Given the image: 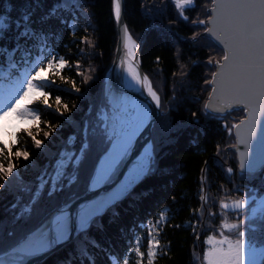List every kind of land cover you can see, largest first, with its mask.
Segmentation results:
<instances>
[{"label": "snow or ice", "instance_id": "obj_1", "mask_svg": "<svg viewBox=\"0 0 264 264\" xmlns=\"http://www.w3.org/2000/svg\"><path fill=\"white\" fill-rule=\"evenodd\" d=\"M138 3L148 29L173 42L183 39L175 33L178 22L189 21L186 13L197 7V0ZM125 4L110 0L116 55L113 67L100 73L91 63L87 69L81 66L97 47L88 35L94 0H0V264H42L60 250L68 252L60 264H156L170 250L161 243L164 227L186 225L199 240L206 216L219 217V223L203 241L201 264H264V0H205L191 20L196 30L187 41H202L216 53L209 56V73L202 77L208 95L200 108L190 110L189 121L176 124L170 114L179 110L178 92L190 71L180 64L179 89L174 83L165 105L141 70L143 41L125 22ZM169 4L176 19L165 14ZM65 32L69 41L61 54ZM160 61L157 56L155 63ZM66 69L79 77L80 86L64 74ZM94 85H99L98 94L92 93ZM53 92L75 95L77 102L69 105L56 94L53 107ZM81 101H87L86 108ZM49 110L59 123L45 120L47 131L37 139L31 125L39 132L41 115ZM201 119V134L214 121L217 134L229 141L223 148L215 144V156L225 164L224 153L235 157V166L223 168L227 184L217 189L221 197L209 207L206 159L199 169V203L188 208L184 225L169 223L178 211L168 215L165 204L152 222L136 225L148 229L146 250L140 238L129 241L123 254L102 245L95 232L104 231V217L119 216L117 206L161 171V152L178 141L174 133ZM13 120L29 125L22 132L30 145L17 128L9 133ZM66 127L71 131L65 137ZM170 201L176 204L178 197Z\"/></svg>", "mask_w": 264, "mask_h": 264}, {"label": "trees", "instance_id": "obj_2", "mask_svg": "<svg viewBox=\"0 0 264 264\" xmlns=\"http://www.w3.org/2000/svg\"><path fill=\"white\" fill-rule=\"evenodd\" d=\"M204 2L205 0H197L196 10H190L186 13L189 16V21L178 22L175 33L183 39H178L175 42L172 39L165 40L161 38L153 29L147 30L149 21L140 15L138 0H126L125 4V21L132 29L134 35L141 37L143 41L140 50L142 67L153 80L154 86L160 92L165 105H167L172 96L174 83L179 89L181 83L179 77L180 64H185L190 71L189 77L183 81V89H179L178 92L181 101L179 110L170 114L174 124L189 121L190 110L200 108L208 95L207 91H202L205 87L202 77L209 73V69L205 66L209 56L216 57V53L204 47L202 41L196 43L187 41V38L196 30L195 26L191 24V20L195 19L200 13V8ZM109 9L110 0H94V7L91 9L93 17L90 20L91 27L88 35L90 39L96 42L97 47L95 48V55L91 58H82V69H87L89 63H91L92 67L97 68L100 73H104L112 65L117 41V29L110 17ZM165 14L170 18L176 19L175 7L169 4ZM83 23L80 22L78 27L82 28ZM164 23L166 24L167 21H164ZM93 28L95 31H92ZM82 34V31L77 32L78 36ZM68 41L69 37L67 32H65L59 48L61 54L66 52L63 45L68 43ZM177 49H179V56L177 55ZM73 51H75V46H73ZM85 51L87 52L88 49H85ZM157 56L161 57L159 65L155 63ZM193 61L197 63L193 64ZM159 69L163 71H159ZM173 72L177 73L176 78H173ZM64 74L74 77L78 86H80L79 77H75L74 71L66 69ZM98 88L99 85H94L92 93L98 94ZM56 94H61L64 102L69 103V105L77 102L75 95L68 96L66 93L53 92L49 100L53 107H55ZM80 104L81 108L87 107V101H81ZM32 107L37 106L33 105ZM39 107L43 108V106ZM82 115L83 112L77 113L76 118L79 119ZM232 115L242 118L238 113H233ZM227 119L231 121L232 116L227 117ZM45 120H49L54 124L59 123L57 119L53 118L50 110L42 113L39 125L40 131L37 132L36 126L31 125V130L36 134L37 139H42V132L47 131ZM201 125H205L203 119H201L199 124H192L190 127L182 128L179 132L174 133V136L178 137V141L175 144L168 145L161 152V171L146 179L131 196L117 206L115 211L119 213V216H113L109 213V215L104 217V231L95 232L97 239L102 245L110 246L113 251L123 254L128 247L129 241L134 242L136 238H140L142 250H146L148 229L147 227H136V225L141 222L144 224L152 222L165 204L168 205V215L171 216L174 211H178V215H175V218L170 220L169 223L184 225V222L190 219L188 208L198 206L199 169L206 159L209 160L211 169L209 182L212 186L207 189L210 201L209 207H211L212 201H216L221 197L222 194L218 193L217 189L220 184H227L223 168L229 164L235 166V157L224 153L227 164L220 157H216L215 144L219 142L223 148L229 141L226 135L222 137L217 134L216 122H208L204 127L203 134L198 131ZM25 127H29V125L18 124L17 121L13 120L9 124V133L12 132L13 128H17L19 130L17 134L20 139L30 145V139L22 132ZM70 131L71 129L66 127L63 135L66 137ZM7 140L8 136L6 135L5 142ZM32 154L35 156V150H32ZM20 167H23V162H21ZM164 169L170 171L164 172ZM172 195L178 197L176 204H172L170 201ZM9 200H5L3 202L4 205H7ZM213 210L218 211V208ZM231 218L229 216V219ZM218 223L219 217L213 221L212 218L206 216L204 227L198 228L201 233L199 240H196L191 235V228L186 225L180 229L164 227L163 235L160 237L161 243L170 250H168V255L158 259L156 264H201L202 253L206 247L203 241L207 235L212 234L215 225ZM67 257V250H61L50 256L42 264H60ZM198 257L201 259H198ZM100 259L103 260V254H101Z\"/></svg>", "mask_w": 264, "mask_h": 264}, {"label": "water", "instance_id": "obj_3", "mask_svg": "<svg viewBox=\"0 0 264 264\" xmlns=\"http://www.w3.org/2000/svg\"><path fill=\"white\" fill-rule=\"evenodd\" d=\"M124 19H125V17H124ZM126 22V21H125ZM117 46V45H116ZM115 55H116V49H115V53H114V58H115ZM138 61L139 62H141V60H140V51H139V56H138ZM113 67V64H112V66L110 67V69ZM141 70L143 71V72H145L144 71V69H143V67L141 68ZM135 97V96H134ZM138 99H140V97H137Z\"/></svg>", "mask_w": 264, "mask_h": 264}, {"label": "bare ground", "instance_id": "obj_4", "mask_svg": "<svg viewBox=\"0 0 264 264\" xmlns=\"http://www.w3.org/2000/svg\"><path fill=\"white\" fill-rule=\"evenodd\" d=\"M133 98H134V99H138L137 97H134V96H133ZM60 251H61V250H60ZM58 252H59V251L54 252V253H52L50 256H52V255H54V254H56V253H58ZM50 256H49V257H50ZM49 257H48V258H49ZM48 258H47V259H48ZM44 261H45V260H44ZM44 261H43V262H44Z\"/></svg>", "mask_w": 264, "mask_h": 264}]
</instances>
